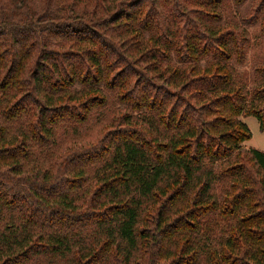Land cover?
<instances>
[{"label": "trees", "instance_id": "trees-1", "mask_svg": "<svg viewBox=\"0 0 264 264\" xmlns=\"http://www.w3.org/2000/svg\"><path fill=\"white\" fill-rule=\"evenodd\" d=\"M224 4L0 0V264H264V153L240 120L264 131V65L238 82L248 37ZM103 88L127 108L99 141L41 153Z\"/></svg>", "mask_w": 264, "mask_h": 264}, {"label": "rangeland", "instance_id": "rangeland-1", "mask_svg": "<svg viewBox=\"0 0 264 264\" xmlns=\"http://www.w3.org/2000/svg\"><path fill=\"white\" fill-rule=\"evenodd\" d=\"M258 4V0H245L238 5L235 0H225L222 8V21L220 25L229 24L243 30L248 37V53L242 65H234V70L237 74V80L245 86L246 90L251 91L259 82L261 76L258 69L264 65V10L258 15L257 19H253V12ZM43 9H37L36 14H43ZM51 20L44 17L40 20V24L46 28L51 25ZM173 61H176V55L173 53ZM206 61H204L205 63ZM81 86H76L72 90L80 89ZM103 90L108 95V103L102 108L94 110L91 119L83 124H77L75 120L63 122L57 127L55 144L49 146L47 151L40 149L41 153H46L47 156L61 154L65 149L71 146L85 145L99 141L102 135L103 128L111 122L112 118L124 112L127 106L122 104L115 92H109L107 88ZM250 130L251 139L242 145L245 150L253 149L264 153V131L260 128V122L255 117H240ZM94 169H92V172ZM223 183L219 185V189L223 187ZM230 222L220 221L218 229H214L217 240L223 238L227 233V226ZM214 226V224H210ZM87 234L93 233V228L86 229ZM85 230V231H86ZM85 231H80V238L85 237ZM30 264H50L48 256H40ZM58 264H67L66 260L58 261Z\"/></svg>", "mask_w": 264, "mask_h": 264}]
</instances>
